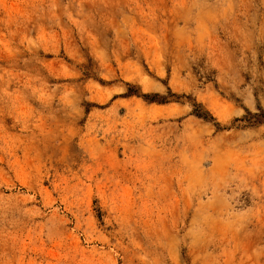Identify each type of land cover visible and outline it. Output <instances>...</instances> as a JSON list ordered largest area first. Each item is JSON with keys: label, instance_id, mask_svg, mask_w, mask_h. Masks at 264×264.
<instances>
[{"label": "rangeland", "instance_id": "1", "mask_svg": "<svg viewBox=\"0 0 264 264\" xmlns=\"http://www.w3.org/2000/svg\"><path fill=\"white\" fill-rule=\"evenodd\" d=\"M258 120L264 0H0V264H264Z\"/></svg>", "mask_w": 264, "mask_h": 264}, {"label": "trees", "instance_id": "2", "mask_svg": "<svg viewBox=\"0 0 264 264\" xmlns=\"http://www.w3.org/2000/svg\"><path fill=\"white\" fill-rule=\"evenodd\" d=\"M152 100H154V99H152ZM257 123H258V124L264 123V120H258ZM257 123H256V124H257Z\"/></svg>", "mask_w": 264, "mask_h": 264}]
</instances>
